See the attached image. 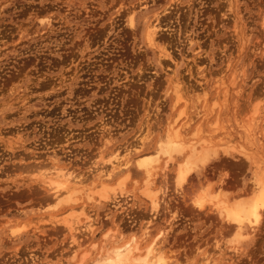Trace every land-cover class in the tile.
<instances>
[{"label": "rangeland", "instance_id": "1", "mask_svg": "<svg viewBox=\"0 0 264 264\" xmlns=\"http://www.w3.org/2000/svg\"><path fill=\"white\" fill-rule=\"evenodd\" d=\"M170 127L216 151L181 186L186 151L137 163ZM53 165L84 181L75 203L52 206ZM263 169L264 0H0V264L87 263L131 238L166 264H264V209L238 236L194 205L246 196ZM100 181L115 199L87 198ZM70 208L72 233L46 223Z\"/></svg>", "mask_w": 264, "mask_h": 264}, {"label": "bare ground", "instance_id": "2", "mask_svg": "<svg viewBox=\"0 0 264 264\" xmlns=\"http://www.w3.org/2000/svg\"><path fill=\"white\" fill-rule=\"evenodd\" d=\"M134 8H130V24L133 20ZM155 24L152 22L148 23L145 30L146 44L151 47L155 43L154 36L156 33L155 29L157 28ZM163 49L164 47L161 48V50ZM161 50H158V52H161ZM164 50L166 51V49ZM158 54L162 55V53ZM180 136L179 127H170V129L164 134V137L158 141L155 152L152 155H143L138 159V166L148 172V167L150 166V162H148L149 159L154 158L155 160H158L162 155L166 156L168 161H171L175 155H181L186 151L187 155L184 158V162L181 165H178L175 176V185L181 186L187 180L190 172L193 171L198 164H203L210 158V156H214L216 151L214 150L215 147L211 144L212 142L204 137H201L195 142L184 143ZM223 152H225V149H223ZM239 152H244L243 147L240 148ZM111 162L112 160L110 163ZM50 170L53 171L52 174H49L48 171H44L38 175L40 178L36 177L47 186L48 191L53 194L54 198L58 199L52 206L55 207L61 200L71 204L75 203L78 200V198H76V193L80 192L83 187L86 186L84 185V181L78 177L72 178L71 175H69L70 173L66 172L65 169L58 168L54 165ZM113 175L114 173L110 172L106 175V179H112ZM252 179L251 182L253 184L254 181V184L247 190L250 192H248L249 194L246 196L233 197L231 200H221L217 203H214L212 200L213 198L203 199L202 196H198L194 200V205L202 209L204 208L205 202L211 203V205L215 207L217 213L223 215L226 226L228 224L233 225L234 233L240 236L243 226L245 224H256L259 221L261 209H264V178L260 176V173H256ZM145 181H147V178ZM151 192L153 193V191L146 188L144 189L143 194L146 198L151 200V202L149 201L150 205L153 211H156L158 204V201L156 203L154 200L156 198V195L154 196L156 192L153 194ZM86 193L87 198H91L94 195L99 201L109 202L115 193V187H110L107 182L100 181L99 183H94L92 187L86 188ZM152 196L155 198L153 199ZM113 198L115 199V197ZM73 211V209L69 210L65 215L60 217V219L49 217L47 218L46 223L50 226L63 223V225L65 224L67 226L68 231L72 233L78 228L75 225L77 222H72L70 218L74 215ZM104 236L107 237V234ZM145 250V253L141 255L139 253L140 248L138 242L134 238H131L124 243L115 242L114 244H106L102 252L87 263L84 261L86 257L85 253L80 257L77 264H166V259L162 256L161 252L156 249V239H154ZM213 263L209 259H204L199 264Z\"/></svg>", "mask_w": 264, "mask_h": 264}]
</instances>
